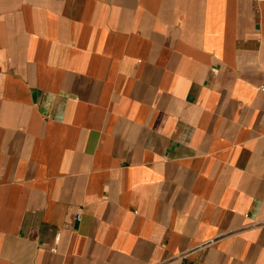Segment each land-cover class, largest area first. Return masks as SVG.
Wrapping results in <instances>:
<instances>
[{
  "label": "crops",
  "instance_id": "crops-1",
  "mask_svg": "<svg viewBox=\"0 0 264 264\" xmlns=\"http://www.w3.org/2000/svg\"><path fill=\"white\" fill-rule=\"evenodd\" d=\"M263 84L264 0H0V264H264Z\"/></svg>",
  "mask_w": 264,
  "mask_h": 264
},
{
  "label": "built area",
  "instance_id": "built-area-1",
  "mask_svg": "<svg viewBox=\"0 0 264 264\" xmlns=\"http://www.w3.org/2000/svg\"><path fill=\"white\" fill-rule=\"evenodd\" d=\"M262 89H264V84L262 85ZM57 239H58V236H57Z\"/></svg>",
  "mask_w": 264,
  "mask_h": 264
}]
</instances>
